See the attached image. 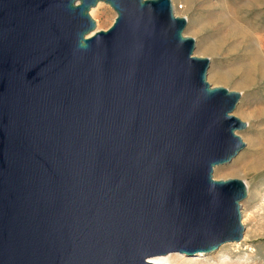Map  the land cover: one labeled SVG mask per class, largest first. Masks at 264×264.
Returning a JSON list of instances; mask_svg holds the SVG:
<instances>
[{"label":"water","instance_id":"1","mask_svg":"<svg viewBox=\"0 0 264 264\" xmlns=\"http://www.w3.org/2000/svg\"><path fill=\"white\" fill-rule=\"evenodd\" d=\"M98 2L116 13L95 30ZM171 0H0V264H163L239 242L241 93Z\"/></svg>","mask_w":264,"mask_h":264},{"label":"rangeland","instance_id":"2","mask_svg":"<svg viewBox=\"0 0 264 264\" xmlns=\"http://www.w3.org/2000/svg\"><path fill=\"white\" fill-rule=\"evenodd\" d=\"M171 3L174 13L187 20L183 34L194 38L193 54L210 60L207 82L241 93L233 114L247 123L237 132L245 146L228 164L216 166L213 177L241 179L247 196L241 201L239 242L222 244L206 256L168 254L175 264H264V0ZM89 14L95 30H106L116 16L104 2Z\"/></svg>","mask_w":264,"mask_h":264},{"label":"bare ground","instance_id":"3","mask_svg":"<svg viewBox=\"0 0 264 264\" xmlns=\"http://www.w3.org/2000/svg\"><path fill=\"white\" fill-rule=\"evenodd\" d=\"M153 261L163 264H175V258L172 257L170 254L156 256L153 258Z\"/></svg>","mask_w":264,"mask_h":264}]
</instances>
